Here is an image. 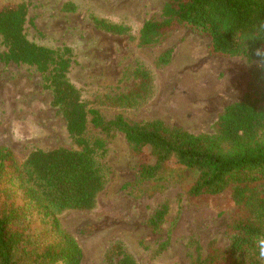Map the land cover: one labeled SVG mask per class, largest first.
I'll list each match as a JSON object with an SVG mask.
<instances>
[{"label":"rangeland","instance_id":"1","mask_svg":"<svg viewBox=\"0 0 264 264\" xmlns=\"http://www.w3.org/2000/svg\"><path fill=\"white\" fill-rule=\"evenodd\" d=\"M13 2L28 6L31 22L26 31L31 40L72 49L69 78L90 107L108 119H160L195 134L213 133L225 107L240 101L248 89L245 60L211 54L206 33L179 25L155 44H139L143 24L164 18L166 0H0V8ZM67 3L75 9H66ZM94 16L127 25L130 34L105 32L94 24ZM168 49L173 50L170 61L160 64L159 57ZM5 51L0 39V146L9 147L20 164L34 150L78 149L65 118L52 104L45 74L28 64L6 61ZM138 66L151 73L150 91L134 107L112 104L110 98L135 86ZM86 135L106 140L96 153L105 186L92 209H67L57 215L82 247L80 264H105L106 250L117 242L138 264H192L198 256H207L212 244L222 251L228 247L227 226L238 214L230 197H190L185 185L193 173L182 168L159 181L144 180L140 157L123 132L116 130L109 137L90 124ZM164 203L168 212L154 228L150 220Z\"/></svg>","mask_w":264,"mask_h":264},{"label":"trees","instance_id":"2","mask_svg":"<svg viewBox=\"0 0 264 264\" xmlns=\"http://www.w3.org/2000/svg\"><path fill=\"white\" fill-rule=\"evenodd\" d=\"M65 8L74 10L75 6L67 3ZM28 14L25 2L0 8L3 57L45 74L52 104L62 113L79 148L34 150L20 164L9 147L0 146V264L81 263L82 247L57 215L67 209H92L105 186L96 153L104 149L106 140L88 138L90 124L109 137L116 130L124 133L140 157L142 179L159 181L176 168L186 169L193 173L185 185L190 197L227 195L238 205V214L227 226L228 247L222 251L212 244L208 255L198 256L192 264H261L252 237L264 235V68L255 63L264 60V0H166L164 18L148 20L141 28L142 46L163 40L175 26L186 25L209 35L211 54L245 60L250 73L245 95L225 107L213 133L198 134L160 119L142 123L129 122L121 115L108 119L90 107L69 78L72 49L31 40L26 31L31 22ZM92 20L105 32L130 34L127 25L96 16ZM172 52L166 50L158 62L167 64ZM133 73L135 86L109 97L112 104L134 107L150 91V71L138 66ZM168 209L164 203L155 212L150 220L154 228L164 221ZM105 264L138 263L117 242L106 250Z\"/></svg>","mask_w":264,"mask_h":264},{"label":"clouds","instance_id":"3","mask_svg":"<svg viewBox=\"0 0 264 264\" xmlns=\"http://www.w3.org/2000/svg\"><path fill=\"white\" fill-rule=\"evenodd\" d=\"M260 50H257L259 52ZM258 63V66L264 68V60L255 61ZM253 244L257 250L258 259L261 261V264H264V235L256 234L252 237Z\"/></svg>","mask_w":264,"mask_h":264}]
</instances>
